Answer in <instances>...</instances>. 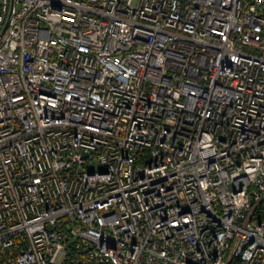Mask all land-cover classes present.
Instances as JSON below:
<instances>
[{
    "label": "built area",
    "instance_id": "obj_1",
    "mask_svg": "<svg viewBox=\"0 0 264 264\" xmlns=\"http://www.w3.org/2000/svg\"><path fill=\"white\" fill-rule=\"evenodd\" d=\"M263 202L264 0H0V264H264Z\"/></svg>",
    "mask_w": 264,
    "mask_h": 264
},
{
    "label": "trees",
    "instance_id": "obj_2",
    "mask_svg": "<svg viewBox=\"0 0 264 264\" xmlns=\"http://www.w3.org/2000/svg\"><path fill=\"white\" fill-rule=\"evenodd\" d=\"M255 220L258 222L264 221V202L258 208V211L256 212Z\"/></svg>",
    "mask_w": 264,
    "mask_h": 264
},
{
    "label": "rangeland",
    "instance_id": "obj_3",
    "mask_svg": "<svg viewBox=\"0 0 264 264\" xmlns=\"http://www.w3.org/2000/svg\"><path fill=\"white\" fill-rule=\"evenodd\" d=\"M91 168H92L93 170H95V171H99V170H101V167H99L97 163H92Z\"/></svg>",
    "mask_w": 264,
    "mask_h": 264
}]
</instances>
